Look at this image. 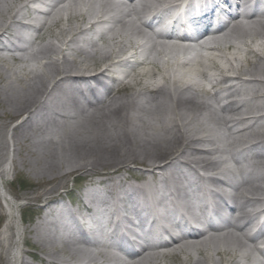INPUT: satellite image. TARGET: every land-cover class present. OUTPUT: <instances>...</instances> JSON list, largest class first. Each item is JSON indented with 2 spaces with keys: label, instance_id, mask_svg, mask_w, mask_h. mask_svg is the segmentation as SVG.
<instances>
[{
  "label": "bare ground",
  "instance_id": "1",
  "mask_svg": "<svg viewBox=\"0 0 264 264\" xmlns=\"http://www.w3.org/2000/svg\"><path fill=\"white\" fill-rule=\"evenodd\" d=\"M175 1L0 0V219L11 216L0 228V259L18 264L31 239L42 252L49 246L79 258L36 254L48 264H264V226L252 225L264 217V157L257 152L264 149V19L257 16L264 6L252 7L247 21L231 9L235 0H225L223 22V9L210 12L219 16L218 30L199 46L223 57L241 39L247 54L229 57L225 68L213 55L192 63L182 58L192 47L146 33L148 16L170 12ZM200 20L172 32L183 37L182 27ZM128 49L131 60L123 57ZM224 152L242 174L238 185L222 165ZM240 153L262 161L240 163ZM8 155L15 174L21 165L38 182L32 201L54 206L26 231L20 226L15 240L23 204L6 187ZM75 173L90 180L82 205L70 211L59 197ZM197 196L204 198L200 213L191 203ZM168 197L174 207L162 203ZM232 200L229 229L206 235L200 224L211 209ZM92 208L99 214L82 225ZM102 218L113 230L93 242L89 232ZM136 223L143 237L127 239Z\"/></svg>",
  "mask_w": 264,
  "mask_h": 264
},
{
  "label": "rangeland",
  "instance_id": "2",
  "mask_svg": "<svg viewBox=\"0 0 264 264\" xmlns=\"http://www.w3.org/2000/svg\"><path fill=\"white\" fill-rule=\"evenodd\" d=\"M235 43L240 48H238V50L234 51V52L233 51L226 52L227 54L225 53L223 55V57H216L215 58L214 54H211L210 49L203 48L200 46H198V47L196 46V48H192L193 50H190L182 58H187L190 62L195 63L198 55L203 56L204 58H207V57L213 55L212 58L217 59V62L221 66L226 68L229 65L228 64L229 63L228 62L229 57L230 58L237 57L238 59L241 60V59H245V57L247 56L246 51L243 48V46H244L243 40L237 39V41H235ZM247 43H250V41L245 42V47H246ZM166 59L167 58H165V61H166ZM169 61L171 62L172 59H170ZM245 91H246V89H245ZM260 123H261V125H264V121H261ZM8 135H9L8 138H10L12 135L10 130H9ZM228 139H229V137H228ZM232 140H236V139H232ZM237 141L240 143V146L241 145L244 146L245 144H247L246 142L242 141L239 138L237 139ZM223 142H227V139L224 140ZM245 146H247V145H245ZM250 150H252V152H254V150L252 148H250ZM257 152L260 154L262 153L263 157H264V149H262V151H257ZM9 155H12V153H10ZM9 155L7 157V160L3 163V168L8 170V174L6 175V178H5V181L7 182L6 187H7L8 192L10 194L12 193V196H14L18 202L23 204L22 207L20 208V211L17 213L19 218L16 219V224H14L13 231H12L13 236H14V240H15L19 235L18 230H19L20 226L24 229V231H26V228L28 226L35 223V221H37V218L40 217L42 213H45V211L47 212L48 210H50L53 205H51V207L49 208V207H44L42 202L32 201V198L35 196V194H28V193H29V191L33 192V189L38 185V182L36 181L35 177H33L32 173H29V171H27V169L22 167L21 165L17 166V168L20 170V172L18 174H15L14 171L12 170L14 168L15 164H12V161L10 160V158L12 156L9 157ZM240 156H241V157H239L240 163L243 161V163L248 162V164L257 165L259 162L262 161L261 158L257 157L256 155H252V154H250V155L248 154L247 157H245V155H241V154H240ZM222 157L224 160V163H222V165L225 168L228 167L231 170L230 175L232 176L233 179H235L234 181H235L236 185H238L239 173L236 170V165L234 164L233 160H231L225 152L222 154ZM218 173L222 177L225 176V171L221 168L218 170ZM125 174L129 175V172H125ZM241 176H242V174H241ZM258 179H259V177L257 175H254L253 180L259 181ZM89 180H90V178L85 177L83 175H80V173H75V174L69 176L66 180L65 187L61 188V190H60L61 197H59V202L66 204V206H68V205L74 203L76 200H79V195L83 192L85 187L89 184ZM79 203L82 204L81 202H79ZM15 215H16V213H15ZM10 217H11L10 214H8L7 216L4 215V217H2L0 219V228L2 226H4L7 221H10V220H8V218H10ZM25 235H26V233H24V235L22 234V238H24ZM25 240L27 241V238ZM12 247L13 246H11V249H12ZM44 249H46V250L42 252L40 250V248L37 245H35L33 240H31V239L26 244L23 242L21 247H20L19 253H18L17 263L21 264L22 261H26V262H30L31 264H48V263H45V262H42L41 260H39V258L36 256L37 253L44 256V257H47V259H53L56 262H59L62 260L74 261V258L79 259L70 253H66L65 251L57 253L56 251L51 249L49 246H44ZM89 249L94 250V251L98 250V248L96 246H93V245L90 246ZM61 255H63V256H61ZM119 262H121V261H119ZM0 264H8V258L6 257L3 260L0 259Z\"/></svg>",
  "mask_w": 264,
  "mask_h": 264
}]
</instances>
